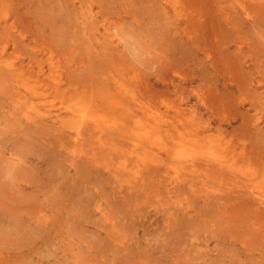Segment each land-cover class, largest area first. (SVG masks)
Masks as SVG:
<instances>
[{"label":"rangeland","instance_id":"obj_1","mask_svg":"<svg viewBox=\"0 0 264 264\" xmlns=\"http://www.w3.org/2000/svg\"><path fill=\"white\" fill-rule=\"evenodd\" d=\"M0 264H264V0H0Z\"/></svg>","mask_w":264,"mask_h":264},{"label":"bare ground","instance_id":"obj_2","mask_svg":"<svg viewBox=\"0 0 264 264\" xmlns=\"http://www.w3.org/2000/svg\"><path fill=\"white\" fill-rule=\"evenodd\" d=\"M220 163V162H219ZM222 163V162H221ZM15 219V218H14Z\"/></svg>","mask_w":264,"mask_h":264}]
</instances>
